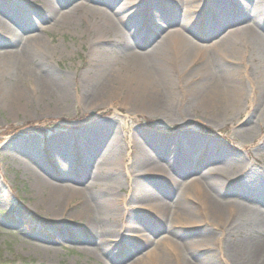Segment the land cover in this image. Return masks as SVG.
<instances>
[{
	"label": "rangeland",
	"instance_id": "374dc122",
	"mask_svg": "<svg viewBox=\"0 0 264 264\" xmlns=\"http://www.w3.org/2000/svg\"><path fill=\"white\" fill-rule=\"evenodd\" d=\"M215 1H189L192 12L176 0H0V54L26 44L33 65L45 60L52 75L67 84L60 98L33 78L5 70L0 58L1 264H160L145 254L167 233L188 245L189 264H264V235L258 259L231 258L242 233L228 234L204 207H188L185 218L163 229L144 205L139 208L132 200L135 144L150 140L155 153L172 161V169L188 156L205 160V172H224L228 180L218 194L222 203L252 204L264 214V112L255 114L264 101V84H254L263 73L264 59L253 53L252 44L242 46L243 36L234 37L239 51L233 56L199 50H211L226 33L199 30L205 31L201 23L212 15ZM232 6L237 7L230 0ZM257 11L264 16V2ZM258 22L264 27V20ZM207 35L209 41H197ZM218 66L220 75H214ZM221 75L243 87L229 110L203 111L187 102L190 95L208 93V81ZM100 82L99 95V85L90 91ZM160 91L170 95L171 113L151 111L152 96ZM30 124L37 127L32 130ZM21 125L27 128L13 131ZM177 143L188 149L176 151ZM76 153L91 156L82 163L87 168L77 166ZM201 161L188 166L196 168ZM87 171L89 180L82 175ZM114 171L118 185L105 189L116 205L107 213L98 207H108L104 202L109 196L81 193L79 188L115 181L110 179ZM192 177L180 178L182 189ZM144 180L159 198L171 199L181 191H171L162 179ZM124 226H132L131 231ZM148 237L154 243H145ZM163 250L172 261V251Z\"/></svg>",
	"mask_w": 264,
	"mask_h": 264
},
{
	"label": "bare ground",
	"instance_id": "6f19581e",
	"mask_svg": "<svg viewBox=\"0 0 264 264\" xmlns=\"http://www.w3.org/2000/svg\"><path fill=\"white\" fill-rule=\"evenodd\" d=\"M176 1L177 5H179L181 8L184 7L188 10L191 9V11L194 12L195 7L189 4V1L193 2L192 0H180V2H178V0ZM197 1L198 0H195L193 4H196ZM229 1L230 0H216V3L212 4V7L210 9L211 11H213L212 15L214 17V21H211L213 20L212 15L208 13L203 19L204 22L201 23V25L205 26V31L202 32L201 29H199L202 34L212 32L211 34L213 35L214 33L215 36L225 31L226 33L221 36L219 41H215L214 44H211V50H205L204 46H200L199 50H202L203 53L209 56L214 53L213 51L218 53L220 56H223L224 58L233 56L235 55V52H237V50L239 51V48H237V44H234L233 42L235 40L234 37L243 36L244 40L242 46L246 47L247 44H252L251 49H253V53L260 60L264 59V27H260V22L257 23L258 20H264V16H262L257 11V7L260 6V4L264 2V0H240V2L238 0H232V2L237 5V7H228ZM121 5L124 4L122 3ZM188 5H190V8L187 7ZM205 7L206 6L204 5L203 9ZM77 8H80V5H77ZM234 11H236L235 14ZM106 14L107 13L102 12L101 16H105ZM222 16L224 18L222 20H219V18H221ZM234 18L238 19L232 23V20ZM230 22L231 24H229ZM236 23H240L239 29L235 30L236 32H231V29ZM2 25L4 26L2 27V29L5 28L7 30H10L9 25ZM255 28L261 30V32H259L262 34H257ZM136 31H140V27L137 28ZM142 34L143 32L140 31V35ZM209 37L211 36L207 35L202 38H198L197 41H209ZM164 45L165 44H162V46ZM176 46L180 45L178 44ZM21 47L22 46H20L19 48L21 52H18L19 50H16L9 53L3 52L2 54H0V58L4 59L5 63L7 64V67L3 66L2 68H4L5 70L7 68L8 71L13 72H11L12 74H16L17 76H23V78L25 79L33 78L35 83L38 84L41 88H43L46 92H53L56 96L60 98L66 95L67 84L63 82L62 79L54 77L52 75L48 63L45 60H41L33 65L30 60V54L27 52L26 49L27 45L24 44L23 49H21ZM18 58L21 59V63ZM224 64H226L225 60ZM219 67L220 66L215 68V72H213L214 75H220L216 74L217 70L219 71ZM41 73H45V76L42 77ZM134 77L136 76L134 75ZM230 82L233 83L234 81H230L227 76H214L211 81H208V85L206 87L208 93H204V95L203 93L201 95H190L187 99V102L190 104H194L195 106L201 108L200 110L203 111H207L211 107H213V109L215 110H219L220 112L227 111L231 108L232 103L235 104V101L237 99L236 94L240 93L243 90V87H241V85H235V83L230 84ZM254 84H264V69L262 75H260L258 80H255ZM97 86L100 87L101 82L99 84H96L93 89H90V91L95 92ZM235 89H238L239 92L232 91ZM102 90L103 89L99 90L97 95H99ZM150 102L151 111H164L166 113H171L172 111L170 109V95L168 96L167 93H163L160 91L158 93L153 94ZM195 106H193L192 108H197ZM260 108V110L255 111V114H263V100H261ZM253 120H255L254 116ZM176 145V151L181 152L186 151V149H188V146H184L182 143H177ZM113 146L114 145H111V148ZM153 146L154 142L150 140H140L139 143L136 141L135 151L137 153V159L135 161L136 164H134L135 170L133 171V176L137 178V180H134L136 194L132 199L134 201L133 203H137L139 206L141 204L144 205V210H146L145 212L149 215L154 216V218L158 220L156 221V223L159 226H162L163 229H169L173 227L176 221L181 220V218H185V216L190 213L188 207H192L193 205H200L204 207L205 212H207L209 217L213 219L211 221L222 222V226L225 228V231L228 234L235 233L238 235L242 233L243 236L233 244L230 250L229 255L231 258L242 259V257H244L247 261H254L260 256H262L263 247L260 242V237L264 235V214L259 213L256 209V206L252 204L238 203L236 205H226L220 201V198L218 196L219 189L222 188L224 186V183H226V181L228 180L226 179V177H224V172L219 169H217L216 171H214L213 169L207 170V172H205L204 169H202L205 160L201 161V158L199 157L197 159H192L188 156L183 157V161L181 163L184 164H181L180 166L174 165V169H172V161L164 160V158H162L165 157L164 154L162 155L157 152L155 153ZM105 149L108 150V152H111L110 146L108 144L105 146ZM153 153H155V156ZM167 155L169 156V151H167ZM75 156L79 158V164L77 165L79 167L84 166V164L82 163L87 161L86 159H91V156L83 153H76ZM81 159L82 161H80ZM196 160L197 162L201 161L198 165H196V168L188 166V163H193ZM165 161H169V165L166 164ZM109 162L111 165L112 161L110 160ZM84 167L87 168L88 166ZM165 167H167L166 170L164 169ZM79 170H83V168H80ZM99 172H101L100 169H97V174H100ZM210 172L212 174H207ZM195 173H197V175ZM90 174V171L89 173L87 171L82 175L85 177L86 180H89L91 179ZM182 176H189V178L193 176L191 180L188 181V188H181L182 185L180 182V178ZM110 177L111 180L115 181H109L100 185L90 183L89 186L84 189L79 188V192L81 193H87L88 191L97 193L101 191L105 196H109L104 202L105 205L108 207H105L104 205V207H98L107 213L112 212L116 204L114 202L115 200L113 195L110 194L111 191L106 190L105 186H111V184L118 185L119 182V178L116 174V171L112 172ZM144 179H162L169 184L171 191H181L179 195H176V197H170L171 199L159 198L154 193L150 183ZM86 203L87 205L85 207H88L89 203L87 201ZM188 204L190 206H188ZM139 208L143 207L140 206ZM225 213H227L226 216ZM186 218L189 219V216ZM165 222L169 224L166 225ZM124 227H126L125 230H127V232H130L132 229V226ZM251 234H255L256 236L258 235V237L251 236ZM165 235H163L161 238L159 237L160 239H158L155 244H152V248L145 255H153L157 259V261H159L160 264H189L188 259L186 258V253H188L189 251L188 245H186L185 243L176 242L175 240H172L173 238L169 235V238ZM147 239V241H144L145 243H154L151 238L148 237ZM121 247H123V245H120V248ZM163 249H168L172 251V261L165 255V253L162 252ZM130 250L131 249H129V252H131Z\"/></svg>",
	"mask_w": 264,
	"mask_h": 264
},
{
	"label": "trees",
	"instance_id": "16d2710c",
	"mask_svg": "<svg viewBox=\"0 0 264 264\" xmlns=\"http://www.w3.org/2000/svg\"><path fill=\"white\" fill-rule=\"evenodd\" d=\"M20 128H27V125H25V126L21 125L18 128H14L13 131L15 132L17 129H20ZM30 128H33L32 124H30ZM206 130L209 131L208 129H206ZM0 264H1V262H0Z\"/></svg>",
	"mask_w": 264,
	"mask_h": 264
}]
</instances>
